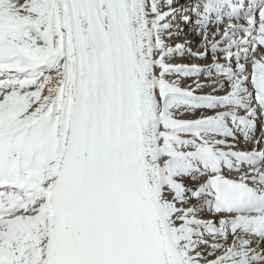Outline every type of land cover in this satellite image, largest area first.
<instances>
[{
  "label": "snow or ice",
  "instance_id": "snow-or-ice-1",
  "mask_svg": "<svg viewBox=\"0 0 264 264\" xmlns=\"http://www.w3.org/2000/svg\"><path fill=\"white\" fill-rule=\"evenodd\" d=\"M0 264H264V0H0Z\"/></svg>",
  "mask_w": 264,
  "mask_h": 264
},
{
  "label": "bare ground",
  "instance_id": "bare-ground-1",
  "mask_svg": "<svg viewBox=\"0 0 264 264\" xmlns=\"http://www.w3.org/2000/svg\"><path fill=\"white\" fill-rule=\"evenodd\" d=\"M234 2H236V0H234ZM246 2V0H245ZM227 19L225 17V23H227ZM238 23H242L246 25V21H239ZM198 39H200L201 41V37L197 36L195 34H193V30L190 27H185L184 28V32L180 35L179 38L174 39L172 41H168V43L175 45L176 43H185L186 41L189 42L188 46L191 47L193 49V51L197 50L200 48V41H198ZM170 63H175V64H187V65H192V64H198L201 66H204L206 63H211V61H203V60H196L195 58H189V57H185V58H175L172 61H169ZM249 70H251L249 68ZM175 78V77H173ZM182 86L187 87L188 84L192 83L191 79H187V80H182L181 81ZM200 83L201 84H205V85H211L213 83V81L211 79H206L204 77L200 78ZM215 94L212 93V88L211 87H205L199 94ZM241 148H245V147H251V145H244L243 142H241L240 145ZM196 183V181H190L189 184H194Z\"/></svg>",
  "mask_w": 264,
  "mask_h": 264
},
{
  "label": "rangeland",
  "instance_id": "rangeland-1",
  "mask_svg": "<svg viewBox=\"0 0 264 264\" xmlns=\"http://www.w3.org/2000/svg\"><path fill=\"white\" fill-rule=\"evenodd\" d=\"M198 41H200V39H198ZM189 43V42H188Z\"/></svg>",
  "mask_w": 264,
  "mask_h": 264
}]
</instances>
